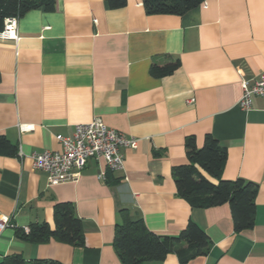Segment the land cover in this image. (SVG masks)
Instances as JSON below:
<instances>
[{"label":"crops","instance_id":"crops-1","mask_svg":"<svg viewBox=\"0 0 264 264\" xmlns=\"http://www.w3.org/2000/svg\"><path fill=\"white\" fill-rule=\"evenodd\" d=\"M2 31L0 136L22 156L0 154V215L13 225L0 235V264L10 256L122 264L113 247L121 210L158 236L198 225L210 249L185 264H264V98L247 112L237 106L241 82L264 71V0H205L181 16L147 15L142 0L117 10L104 0H55L51 12L18 18L16 41ZM174 60L180 66L172 74L150 75L152 65ZM94 118L137 140L135 149H121L123 170L89 159L76 182L48 185L30 155L59 151L56 136ZM20 125L33 129L20 132ZM206 134L227 150L221 178L258 186L251 230L234 233L228 204L196 209L176 194L172 168L187 163L184 141L193 136L201 148ZM58 203L73 205L83 246L16 236L33 224L53 229ZM150 264L181 263L173 252Z\"/></svg>","mask_w":264,"mask_h":264},{"label":"trees","instance_id":"trees-1","mask_svg":"<svg viewBox=\"0 0 264 264\" xmlns=\"http://www.w3.org/2000/svg\"><path fill=\"white\" fill-rule=\"evenodd\" d=\"M205 0H142L147 15L181 16L197 8ZM111 10L121 9L126 0H104ZM55 0H0V31L5 18H20L31 10L42 9L51 12ZM180 66L178 60L158 67L152 65L149 73L161 78L172 74ZM187 163L172 168L176 194L184 198L192 208L207 209L228 204L231 210L233 231L240 234L253 229L255 225L258 186L242 179L227 181L221 172L227 158V150L212 135L206 134L203 145L198 148L195 138L189 136L184 141ZM0 154L17 156V147L4 136H0ZM203 173L216 181L210 182ZM121 222L115 228L113 247L122 264H150L163 260L168 254L176 252L181 264L206 256L210 241L204 231L192 221L177 237L158 236L148 231L141 218L131 219L127 210L120 211ZM54 228L48 224H33L28 232L16 231V236L30 244L46 243L56 240L74 247L84 245L82 223L76 217L70 203H58L53 207ZM185 243V249H178ZM3 264H59L54 261H34L26 263L20 256H10Z\"/></svg>","mask_w":264,"mask_h":264},{"label":"built area","instance_id":"built-area-1","mask_svg":"<svg viewBox=\"0 0 264 264\" xmlns=\"http://www.w3.org/2000/svg\"><path fill=\"white\" fill-rule=\"evenodd\" d=\"M17 17L5 18L2 37L17 40ZM242 94L237 106L244 112L251 109L254 98H264V71L252 83L241 82ZM191 101H189L190 103ZM33 126L20 125V132H28ZM61 149L59 151L34 152L30 155L32 166L47 176L48 185L76 182L89 159H103L111 172L121 171L124 160L122 148L135 149L137 140L126 138L121 133L104 125L101 119L94 118L87 124L75 125L71 136H56ZM19 156L22 154L17 152ZM98 178L104 180V174ZM13 227L11 220L0 215V235ZM28 232V228L23 229Z\"/></svg>","mask_w":264,"mask_h":264}]
</instances>
